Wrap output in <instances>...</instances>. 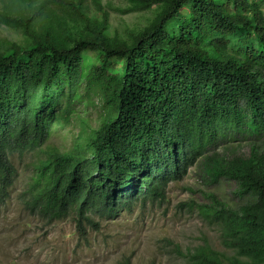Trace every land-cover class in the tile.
<instances>
[{"label":"trees","instance_id":"1","mask_svg":"<svg viewBox=\"0 0 264 264\" xmlns=\"http://www.w3.org/2000/svg\"><path fill=\"white\" fill-rule=\"evenodd\" d=\"M126 1L121 12L154 15L122 37L100 0V20L83 0H0L1 19L25 37L0 46V196L17 179L12 154L33 151L29 207L80 227L165 198L203 159L212 182L235 180L253 200L200 205L223 249L201 244L188 263L264 264V0ZM91 92L100 125L62 148L53 138ZM237 135L258 140L248 157L208 153Z\"/></svg>","mask_w":264,"mask_h":264},{"label":"rangeland","instance_id":"2","mask_svg":"<svg viewBox=\"0 0 264 264\" xmlns=\"http://www.w3.org/2000/svg\"><path fill=\"white\" fill-rule=\"evenodd\" d=\"M100 1L108 12L107 30L113 35L137 33L154 15V10L121 12L128 5L126 0ZM83 3L95 18L102 19L103 11L94 0ZM18 14L16 9L10 13L13 17ZM13 41L23 43L25 37L0 16V46ZM90 60L100 64L96 55ZM102 116V100L91 92L76 102L72 119L53 141L62 148L73 147L80 140V128H97ZM257 142L244 135L232 136L208 153L222 161L245 158ZM37 157L33 151L11 156L17 179L9 194L0 196V264H189L188 254L201 244L223 249L221 230L200 214L199 206L222 203L238 208L253 200L238 192L235 180L222 177L212 182L200 159L183 179L169 183L165 198L138 204L114 218L93 216V222L79 227L73 215L49 219L29 207L26 188Z\"/></svg>","mask_w":264,"mask_h":264}]
</instances>
